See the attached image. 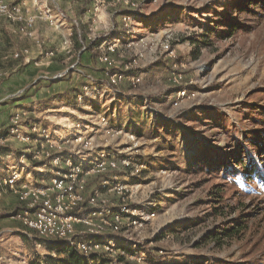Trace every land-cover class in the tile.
I'll use <instances>...</instances> for the list:
<instances>
[{"label":"rangeland","instance_id":"rangeland-1","mask_svg":"<svg viewBox=\"0 0 264 264\" xmlns=\"http://www.w3.org/2000/svg\"><path fill=\"white\" fill-rule=\"evenodd\" d=\"M79 2L89 4L83 10L74 3L63 6L74 37L77 28L81 35L79 48L66 44L74 37L61 28L50 32L58 35L59 47L46 42L28 59L13 57L20 49L0 60V135L7 136L14 114L24 111L47 127L69 156L79 147L64 142L82 136L84 152L92 140L119 156L140 158L146 167L135 176L126 177L125 170L94 174L88 188L119 176L127 187L120 194L111 182L102 197L108 206L156 212L122 241L145 251L144 264H264V0H106L97 17L92 1ZM5 32L1 24L0 40ZM95 37L121 41L111 65L92 50L98 47ZM9 38L30 43L14 33ZM50 51L55 55L47 56ZM108 72L140 76L141 84L125 80L109 86ZM85 85L98 93L83 95ZM179 90L190 99L179 101ZM101 112L112 126L133 130L137 138L108 136ZM24 125L19 123L20 133L27 131ZM31 145L11 136L0 148V176L13 164L46 172L36 169L43 158L22 163L13 155ZM240 160L253 171L251 177ZM24 180L41 183L27 173ZM8 203L11 209L5 208ZM25 208L13 193L2 194L0 264H61L67 254L53 248L56 242L40 239L12 217ZM236 227L245 230L226 237ZM83 230L79 225L76 234ZM216 233L220 241L211 239ZM119 255L115 250L107 258L125 264Z\"/></svg>","mask_w":264,"mask_h":264},{"label":"built area","instance_id":"built-area-1","mask_svg":"<svg viewBox=\"0 0 264 264\" xmlns=\"http://www.w3.org/2000/svg\"><path fill=\"white\" fill-rule=\"evenodd\" d=\"M51 1L53 3L49 0H0V25L3 22L9 23L12 25L14 34L33 41L36 47L41 49L46 45V41L36 35V25L43 21L57 31L67 21L61 4L57 0ZM91 1L93 4L91 12L94 17H97L106 0ZM127 12L134 14L136 10L128 9ZM75 27H78L77 22H75ZM71 32L70 36L74 37L73 30ZM76 33V38H80L78 28ZM79 38L74 37L66 44L69 43L72 48L76 41H80ZM95 41H99L97 47L99 61L104 65H111L121 41L115 38L102 41L96 37ZM54 55L53 51L47 54V56ZM24 56L26 58L31 56L28 48L15 52L13 57L21 59ZM107 77L108 85L113 87L119 86L125 80H129L134 85H140L142 80L140 76L122 72H108ZM174 81L179 82L177 77ZM83 90L82 94L86 96L94 92L98 93V89L94 86L85 85ZM189 97L187 91H178L179 101H184ZM27 114L28 112L24 111L14 114L12 118L14 126L10 133L7 136L0 135V148L4 147L11 136L31 141L32 145L25 151L28 153L21 154L18 158L23 159L22 163L29 159L43 158V164L35 168L41 170L47 168V171L42 173L36 171L35 173L23 165L13 164L8 167L6 174L0 176V198L4 192L13 193L21 204L27 205V208L14 212L12 217L28 231L35 232L40 239L68 244L85 256L103 254L107 257L117 250L120 253L119 257L136 261L137 264H144L146 262L145 251L138 248L136 244L125 246L122 241H129L132 229L141 228L147 221L155 219L156 212L141 210L135 213L137 210H132L126 205L108 206L102 197L111 186V182L115 183V186L110 188L117 190L120 194L127 187L118 182L120 181L119 176L108 177L102 182L103 185L94 190H89L88 179L94 174L106 175L111 171L121 170H125L126 177L129 175L133 177L135 173H140V170L146 167L145 163H142L140 158L132 160L129 157L119 156L114 153V150L99 148L98 145L93 144L92 140L85 143L84 150H89V152H84L81 149V145L84 144L82 136L64 142L65 145L75 146L77 144L79 147L77 153L72 151L75 155L69 156V152L62 149V143L49 134L48 128L33 122L30 117H26ZM97 115L101 119L100 125L107 128L105 133L108 136L124 135L132 140L137 138L138 134L133 130L128 132L129 129L127 131L123 127L112 126L111 118L105 113L101 112ZM19 123H25L24 129L27 130L25 133H20L22 127ZM76 126L79 128L80 124ZM26 173L34 176L35 183L38 180L41 183L34 185L30 181H25ZM79 225L84 228L80 232L81 235L76 234Z\"/></svg>","mask_w":264,"mask_h":264},{"label":"crops","instance_id":"crops-1","mask_svg":"<svg viewBox=\"0 0 264 264\" xmlns=\"http://www.w3.org/2000/svg\"><path fill=\"white\" fill-rule=\"evenodd\" d=\"M57 1L61 4L62 8H63V6L65 7V6L70 5V3H72V4L74 3L75 7H77V8L79 7V9H82V10H83L84 6H86V7L88 6V4H85L83 2L80 3L79 2L80 0H78V2H77V0H73L72 2H68V1H65V0H57ZM49 2L53 3L51 0H49ZM77 8H76V10H77ZM72 15H73V13H72ZM2 25L5 26V29L7 31V32H5V34H7V35H4V36L1 35L0 47L2 48V50H0V52H2L4 50H7V51L6 52H2V56H1V59H0L1 61L4 62L5 60H7L8 57L11 58V52H13V51L15 52V51L20 50V49L24 50L26 48V46H29V45H30L29 51L31 52V54H35L36 53L35 51H36L37 47H36V44L33 41L27 39V40L30 41L29 45H27L26 42H23L21 44H14L13 41H11L10 38H9L12 35V33H14V31L12 30V25H10L7 22H3ZM65 29L68 30L69 32L72 31L71 21H69V18H68V21L65 22V25L62 27V31H65ZM35 32H36V35L39 38H41V39H43L45 41L47 40L46 41V42H48L47 44L55 45V47H57V46L59 47L60 46L61 42H60V39H59L58 35H56V37L53 36L54 34L50 35V32H55L56 33L57 31H55L53 28L48 26V24L46 22L40 21L35 27ZM49 35L52 36V39L48 40V36ZM22 45H23V47H21ZM16 67H17L18 70H15L14 72H17V71L19 72L20 71L19 70L20 66L18 65ZM11 205H12V203H8L5 208H10Z\"/></svg>","mask_w":264,"mask_h":264},{"label":"trees","instance_id":"trees-1","mask_svg":"<svg viewBox=\"0 0 264 264\" xmlns=\"http://www.w3.org/2000/svg\"><path fill=\"white\" fill-rule=\"evenodd\" d=\"M89 2H91V1L89 0ZM243 11H245V10H243ZM125 12H127V11H125ZM227 30L230 31V33L231 32H233V33L235 32V30H233L232 26H229ZM77 38L75 37V39H77ZM98 43H99V41H95V46L96 47H97ZM79 44L80 43L76 41V46L78 48L80 47ZM94 49H97V48H92V50H94ZM97 52H98V56H99V51L97 50ZM262 140L264 141V138ZM254 145L257 147V150L259 152L260 151L262 152L263 147L261 145H259V144H254ZM13 155L15 156V158H16V156H17V158L20 156V154H16V153H14ZM238 165L242 169L246 168L245 171L247 172V175L249 177L252 176L253 171H251L248 168V166H246V163L245 162H243V161L240 160V161H238ZM244 230L245 229H243V227H236L234 229L230 228L229 229V234L226 237L229 238V237H233V236L239 235ZM222 234L224 235V234H226V232H224ZM220 236H221V234L216 233V235L215 236H212L211 239H215V241H220V239H221ZM54 242H56V244H54V247L53 248H55V249H57L58 251H61V252L64 251L67 254V257L61 262V264H111L112 263V261H110V259H108L103 254H96V255H91V256H85V255L79 253L78 251H76L73 247L69 246L68 244H62V243H59L57 241H53L52 243H54ZM118 261L121 262V263L123 262L125 264H133V263L126 262L125 261V258H123L121 256L118 257Z\"/></svg>","mask_w":264,"mask_h":264}]
</instances>
